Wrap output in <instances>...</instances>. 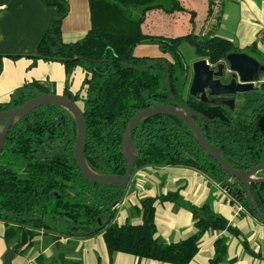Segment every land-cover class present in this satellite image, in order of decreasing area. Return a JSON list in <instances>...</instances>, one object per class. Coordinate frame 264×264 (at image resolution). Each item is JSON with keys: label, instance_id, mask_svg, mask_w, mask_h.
Segmentation results:
<instances>
[{"label": "trees", "instance_id": "1", "mask_svg": "<svg viewBox=\"0 0 264 264\" xmlns=\"http://www.w3.org/2000/svg\"><path fill=\"white\" fill-rule=\"evenodd\" d=\"M43 1L57 10L33 57L59 60L68 74L77 66L84 69L86 77L81 88L77 92L66 88L64 94L85 113V158L93 170L108 175L126 174L127 161L121 147L128 122L145 107L171 103L169 90L180 103L210 117L211 123L199 117L197 120L208 140L217 144L235 168L248 170L264 162V131L258 124L264 112V82L259 90L240 94L244 98L234 109L201 102L188 92L184 94L189 64L181 51L182 44H190L197 57L207 58L213 65L237 50L216 33L202 36L195 26V10L187 8L182 0H90L92 26L74 42L62 38V20L68 3ZM152 11H189L194 25L177 35L157 33L147 24ZM143 42L157 44L164 56L135 55V47ZM160 59L166 63H154ZM44 93L53 92L38 81L26 83L11 100L0 101V111ZM6 122L7 119L4 125ZM77 137L75 117L59 104L40 106L10 127L0 154V219L7 225L8 237L26 230L31 238L38 229L79 237L102 234L110 253L118 251L188 264L198 252L202 234L211 227H227L224 217L211 212L198 215L196 211L198 233L164 243L156 235L153 197L141 201L140 223H118L115 217L127 186L97 184L85 178L75 155ZM133 140L138 153L134 172L145 166L194 167L229 189L258 217L242 183L199 145L190 126L181 118L150 115L138 124ZM252 193L264 213V181L252 183Z\"/></svg>", "mask_w": 264, "mask_h": 264}, {"label": "crops", "instance_id": "2", "mask_svg": "<svg viewBox=\"0 0 264 264\" xmlns=\"http://www.w3.org/2000/svg\"><path fill=\"white\" fill-rule=\"evenodd\" d=\"M65 1L69 8L62 20V38L65 42H74L83 38L92 26L90 0ZM182 1L195 10V26L200 31L209 12L210 0ZM56 10V6L45 4L43 0H0L1 102L11 100L13 94L32 81L58 94H64L66 88L72 92L81 88L86 77L81 66L68 74L65 64L59 60L33 57ZM152 17L155 23L159 22L157 25L178 18L170 13L152 11L147 24ZM182 21L181 27H174L176 31L172 35L186 32L194 25L189 18ZM148 26L158 33L167 30L166 25L151 23ZM262 28L264 0H227L216 34L229 40L237 51L246 52L264 64V42L257 39ZM148 43L156 47L153 52L137 53L136 46L135 55L164 56L157 44ZM192 49L194 55L187 61L190 79L191 64L199 59ZM165 196L174 198L162 199ZM146 197L156 199V235L164 243L178 242L198 233L196 211L198 215L211 212L226 219V228L211 227L201 235L198 252L188 264H264V222L207 173L190 166L174 165L137 169L118 206L115 220L120 224L140 223L141 201ZM6 230L5 221L0 219V264H172L125 252L110 253L102 234L79 237L38 229L31 238L28 236L26 245L17 247L22 232L8 237Z\"/></svg>", "mask_w": 264, "mask_h": 264}, {"label": "water", "instance_id": "3", "mask_svg": "<svg viewBox=\"0 0 264 264\" xmlns=\"http://www.w3.org/2000/svg\"><path fill=\"white\" fill-rule=\"evenodd\" d=\"M166 63L165 60H156ZM152 65V64H151ZM149 67V66H146ZM167 70V86L170 85L169 67ZM192 77L188 93L197 100L212 105H225L231 109L236 106V96L259 90L257 83L261 81L264 74V64L246 52H229L225 59L217 65H213L207 58H199L191 64ZM171 103L156 104L139 110L128 122L122 141L121 151L127 161V172L125 175L100 174L93 170L86 161L85 147L87 139V122L83 109L65 94L44 93L33 97L24 104L0 111V154L3 151L8 130L16 122L24 118L32 110L48 104H59L69 110L75 117L78 126V137L75 155L78 166L88 180L97 184H119L128 186L135 170L138 153L133 140V132L138 124L146 117L154 114H170L184 120L194 132L199 145L217 161L232 178L240 181L243 185L247 200L255 209L258 217L264 222V213L255 200L252 193V183L264 181V176H257L264 169L261 162L248 170L235 168L224 156L217 144L212 143L206 137L197 117L203 118L211 123L209 116L192 110L190 107L180 103L169 90ZM7 119L3 131L1 125ZM259 127L264 131V113L259 119ZM227 189V188H226ZM229 191V189H227ZM241 193V192H239ZM28 242L26 230L22 231L21 241L17 247H22Z\"/></svg>", "mask_w": 264, "mask_h": 264}, {"label": "rangeland", "instance_id": "4", "mask_svg": "<svg viewBox=\"0 0 264 264\" xmlns=\"http://www.w3.org/2000/svg\"><path fill=\"white\" fill-rule=\"evenodd\" d=\"M187 7L191 9V6L189 4H188ZM198 13H199V16L202 14V11H201L200 8L198 9ZM157 16L158 15H156L154 17H157ZM172 16L173 17H178V18L175 19V20H170L168 22L167 21L166 22H162L161 24L157 25L159 22L155 23V19H154V17H152L151 19L148 20V22H149L148 25H151V23H153L154 26L155 25L156 26H165L166 25L165 28L167 30L164 31L163 33H169V34L172 35L174 33V31H176L174 29V27H176V28H179V26L181 27L182 22H183L182 20H184L185 18H190L191 13L189 11H185V12L175 11L174 13H172ZM150 20H152L151 23H150ZM175 33H182V31L175 32ZM140 44L137 45L138 46L137 48L135 47L136 48L135 52H137V53H140L141 51L151 53V52L154 51V48H156L154 45H152L151 43H148V42H143V43H140ZM181 51L183 52V54L185 56V60L189 62L191 60V58L193 57V55H194L193 52H192L193 51L192 46L190 44H183L181 46ZM190 82H191V79L189 78V73H188L184 94H186L188 92L189 86H190ZM243 98H244L243 95H237L236 96V103H238L240 105V102L242 101ZM3 129H4V123H2V125H1V130L3 131ZM17 162H18V164H20L21 160L19 159ZM257 176H264V169L261 170L259 173H257Z\"/></svg>", "mask_w": 264, "mask_h": 264}, {"label": "built area", "instance_id": "5", "mask_svg": "<svg viewBox=\"0 0 264 264\" xmlns=\"http://www.w3.org/2000/svg\"><path fill=\"white\" fill-rule=\"evenodd\" d=\"M226 1L227 0H212L210 2L209 12L205 24L201 30L202 36H212L216 33V29L220 24L223 7ZM257 39L261 42H264V28L258 32Z\"/></svg>", "mask_w": 264, "mask_h": 264}, {"label": "flooded vegetation", "instance_id": "6", "mask_svg": "<svg viewBox=\"0 0 264 264\" xmlns=\"http://www.w3.org/2000/svg\"><path fill=\"white\" fill-rule=\"evenodd\" d=\"M263 82H264V74L261 76V81L257 83V87H259V89L261 88Z\"/></svg>", "mask_w": 264, "mask_h": 264}]
</instances>
